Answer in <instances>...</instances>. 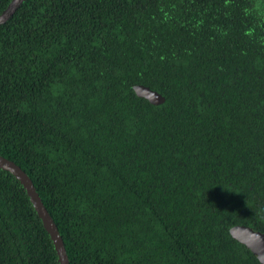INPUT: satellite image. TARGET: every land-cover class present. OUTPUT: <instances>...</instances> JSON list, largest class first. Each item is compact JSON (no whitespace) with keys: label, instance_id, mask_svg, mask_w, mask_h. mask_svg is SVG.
<instances>
[{"label":"trees","instance_id":"trees-1","mask_svg":"<svg viewBox=\"0 0 264 264\" xmlns=\"http://www.w3.org/2000/svg\"><path fill=\"white\" fill-rule=\"evenodd\" d=\"M0 156L69 264H261L230 229L264 234V0L24 1L0 25ZM0 264H60L2 169Z\"/></svg>","mask_w":264,"mask_h":264},{"label":"water","instance_id":"water-1","mask_svg":"<svg viewBox=\"0 0 264 264\" xmlns=\"http://www.w3.org/2000/svg\"><path fill=\"white\" fill-rule=\"evenodd\" d=\"M24 1L26 0H12L7 9L0 15V25L6 23L14 15L20 5L24 3ZM134 91L138 97L148 100L152 105H161L165 103V98L162 95L148 87L137 85L134 87ZM0 169L10 172L21 182L39 218L43 222L45 229L49 233L51 240L55 245V250L59 256L60 264H69L63 239L52 217L45 209L31 179L17 164L2 156H0ZM230 233L234 239L246 246L261 264H264L263 233L245 226H235L230 229Z\"/></svg>","mask_w":264,"mask_h":264}]
</instances>
